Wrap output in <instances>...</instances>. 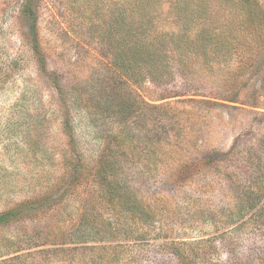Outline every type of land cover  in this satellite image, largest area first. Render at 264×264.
<instances>
[{
    "label": "rangeland",
    "instance_id": "rangeland-1",
    "mask_svg": "<svg viewBox=\"0 0 264 264\" xmlns=\"http://www.w3.org/2000/svg\"><path fill=\"white\" fill-rule=\"evenodd\" d=\"M114 1L122 0H0V211L55 191L33 214L0 226V264H181L171 241H184L180 251L195 253L184 264H264V233L246 226L221 233L217 211L226 210L229 198L196 185L206 172L185 164L232 145L241 151L240 164L246 148L264 136V0H248L258 9L255 19L235 21L233 34L225 33L229 49L210 67L168 57L156 82L127 85L124 98L139 96L127 118L114 113L119 99L103 101L92 91L111 76L101 32ZM227 4L221 0L224 25L231 18ZM75 86L87 88L82 103ZM130 147L136 153L127 157ZM74 149L88 162L118 158L114 167L125 165L136 204L157 222L161 216V229L96 241L88 226L77 228L78 202L89 199L88 207L99 211L104 204L87 179L65 196L58 188L63 153Z\"/></svg>",
    "mask_w": 264,
    "mask_h": 264
},
{
    "label": "trees",
    "instance_id": "trees-1",
    "mask_svg": "<svg viewBox=\"0 0 264 264\" xmlns=\"http://www.w3.org/2000/svg\"><path fill=\"white\" fill-rule=\"evenodd\" d=\"M226 1L228 15L231 17L229 25H224L221 19V0H122L120 3L114 1L112 6L109 5L108 27L106 26V31L101 32L102 44L109 53L107 69L111 76L104 77L101 80L103 83L94 86L92 91L103 101L119 99L120 107L114 113H118L121 118H127L135 112L134 105L139 104V96L131 94L124 98L126 97L124 89L130 84L156 82L160 79L159 75L168 67L166 58L176 57L178 60L193 58L200 61L201 67H210L212 58H217L222 51L226 52L229 49L230 42L225 33L233 34L235 21L237 23L241 19L253 21L256 17L255 12H258V9L252 10V7L247 6L248 0ZM165 4L168 15H162L161 12ZM234 16L237 19L232 18ZM114 77L121 82L122 86L119 88L112 84L111 79ZM86 89L80 86L76 89L75 86L74 90L79 95L77 97L80 103ZM57 91L63 95L66 88L64 90L63 87H58ZM90 100H93L91 96ZM64 102L66 103L65 100ZM203 102L212 103L211 100ZM64 124L67 126L68 121L65 120ZM117 137L119 136L114 135V138ZM126 139L133 142L132 138ZM146 139L145 146L148 147L152 139L149 136ZM129 150L130 154L127 157L136 153L133 152V147ZM240 152L237 146L232 145L226 152L212 151L199 159L187 157L186 168L192 171H199V167L203 168L207 176L200 182L195 178L196 185L202 188L212 186L214 190L219 188L220 195L229 198L226 210L217 211L221 217L218 221L221 233L232 232L244 226L260 229L264 233V136L246 148L244 162L238 164L235 161ZM116 160H118L116 157L104 158L99 155L95 162H88L77 149L71 154L63 153V171L58 178V188H63L62 195L72 193L78 183L87 179L92 185L93 197L104 204L101 211L94 205L88 207L89 199L81 201L80 206L79 202L75 206L79 224L77 228L82 225L88 226L93 232L91 238L96 241L114 239L119 233L136 238L131 234H139L141 227L146 228L149 236L160 226L158 222L161 216L157 222L155 220L157 215H149L148 211L136 204L137 193L129 182L127 172L124 170L126 167L123 164L114 167ZM54 192L50 190L34 195V198L31 197L24 204L10 205L1 210L0 226H10L33 214L35 205L51 199ZM203 192L205 193V190ZM203 192H197L199 195L197 198L200 199ZM123 212H129L130 215L123 218ZM69 216L72 219V215ZM96 217L100 219L96 220ZM179 244H184V241L178 243L171 241L170 251L179 263L184 264L189 262L195 253H190L189 249L187 252L180 251Z\"/></svg>",
    "mask_w": 264,
    "mask_h": 264
}]
</instances>
